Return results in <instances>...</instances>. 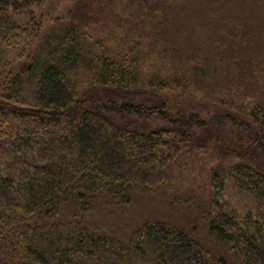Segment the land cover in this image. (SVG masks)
Wrapping results in <instances>:
<instances>
[{"label": "trees", "instance_id": "obj_1", "mask_svg": "<svg viewBox=\"0 0 264 264\" xmlns=\"http://www.w3.org/2000/svg\"><path fill=\"white\" fill-rule=\"evenodd\" d=\"M68 9L31 54L0 16V264H264V0Z\"/></svg>", "mask_w": 264, "mask_h": 264}, {"label": "rangeland", "instance_id": "obj_2", "mask_svg": "<svg viewBox=\"0 0 264 264\" xmlns=\"http://www.w3.org/2000/svg\"><path fill=\"white\" fill-rule=\"evenodd\" d=\"M75 0H41L39 2L33 3L27 7H23L21 9H9L5 13L0 12V16H8L10 20L15 24L18 25L19 29L17 31L18 38H19V45L18 50L14 51L15 54H19L22 52V48L27 47V54L33 53L36 49L37 45L42 41L44 36L47 34L50 27L56 25L55 20L58 17H63L68 14V8ZM54 21V23H53ZM26 30V31H25ZM25 33L22 35V32ZM122 30L117 28V25L113 21H106L103 20L95 24L90 28V35L94 39V41L99 42L103 38H105L107 43H111V41L107 40L110 39L111 33H120ZM148 68V66H146ZM169 102L172 104H178L182 101V94L181 93H172L167 92L166 94ZM184 98V97H183ZM188 99V98H185ZM206 168V167H204ZM194 183L197 186V189L200 191L204 190L205 182L203 180H195L193 179ZM189 182V181H188ZM174 187V182H173ZM185 188L187 185L185 184ZM162 198L158 197L157 201H161ZM157 204L156 206H158ZM146 205H140L129 213L130 215L125 217L124 215H120L119 217L123 218H131L136 216V213L139 214L142 212L141 210H145ZM152 213H156L155 210L151 209ZM185 214V219L190 220L192 219L188 212H182ZM118 217V218H119ZM194 218V216H193ZM119 221V220H118ZM205 239L209 248L214 250L215 252H219V249L215 243L208 238L206 235L203 237Z\"/></svg>", "mask_w": 264, "mask_h": 264}]
</instances>
